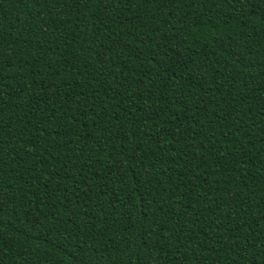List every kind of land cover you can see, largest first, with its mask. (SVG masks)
I'll list each match as a JSON object with an SVG mask.
<instances>
[{
	"label": "trees",
	"instance_id": "16d2710c",
	"mask_svg": "<svg viewBox=\"0 0 264 264\" xmlns=\"http://www.w3.org/2000/svg\"><path fill=\"white\" fill-rule=\"evenodd\" d=\"M0 264H264V0H0Z\"/></svg>",
	"mask_w": 264,
	"mask_h": 264
}]
</instances>
